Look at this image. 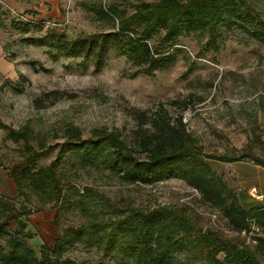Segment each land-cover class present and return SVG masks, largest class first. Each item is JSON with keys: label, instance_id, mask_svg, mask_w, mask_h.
I'll return each mask as SVG.
<instances>
[{"label": "rangeland", "instance_id": "rangeland-1", "mask_svg": "<svg viewBox=\"0 0 264 264\" xmlns=\"http://www.w3.org/2000/svg\"><path fill=\"white\" fill-rule=\"evenodd\" d=\"M157 1L0 0V198L17 207L28 206L29 243L38 255L43 244L53 245L68 230L113 215L107 210L109 205L122 209L168 206L185 208L204 229L221 231L226 238L248 246L264 264V243L258 246L255 240L264 239V225L254 223L249 233L233 231L222 213L182 179L124 184L107 169L82 165L77 157L69 156L59 169L63 199L55 204L37 193L29 202L9 176L25 149L23 140L10 137L12 130L27 128L37 150L41 144L54 147L39 160L47 166L57 158L70 128L78 129L84 138L94 129L117 130L132 144L143 113L149 121L157 111L175 123L181 117L206 155L248 153L264 160V43L251 34L221 27L211 41L207 33L186 31L176 45H167L169 59L154 74L139 70L115 48L98 67L94 57H70L53 45L59 34L69 41L117 31L119 23L104 16L102 9L117 7L129 17L138 5ZM249 1L264 16V0ZM163 36L164 31H159L150 43L160 46ZM53 91L64 97L55 101L50 96ZM206 160L243 206L245 198L256 197L251 185L259 186L264 177L251 168L254 162ZM85 187L93 189L89 195L83 194ZM64 257L76 264L119 261L103 257L86 241L75 243ZM180 261L197 264L184 255Z\"/></svg>", "mask_w": 264, "mask_h": 264}, {"label": "trees", "instance_id": "trees-1", "mask_svg": "<svg viewBox=\"0 0 264 264\" xmlns=\"http://www.w3.org/2000/svg\"><path fill=\"white\" fill-rule=\"evenodd\" d=\"M101 12L119 23L117 31L69 41L59 34L53 38V45L70 57H94L98 67L115 48L139 70L154 74L169 59L167 45H176L186 31L207 33L215 41L221 27H227L247 32L264 43V16L249 0L144 2L129 17L117 7ZM136 28L140 30L137 32ZM159 31H164V36L160 46L154 47L150 40ZM50 94L55 101L64 97L59 91ZM142 116L132 144L117 130L94 129L84 138L78 129L70 128L66 141L59 145L57 158L47 166H41L39 160L54 147L41 144V150H37L30 143L27 128L12 130L10 137L17 142L23 140L25 149L23 159L9 169V176L29 202L37 193L57 204L65 190L59 169L66 158L74 156L82 165L107 169L124 184L182 179L200 193L204 202L218 209L237 233L251 232L254 223L264 225V205L243 206L206 158L223 162L249 159L264 167L263 159L248 153L206 155L195 144L181 117L175 123L160 111L149 121L145 113ZM146 124L151 126L144 128ZM92 190L85 187L83 194L89 195ZM108 208L113 215L102 220L95 218L88 227L68 230L53 245L43 244L38 255L29 243L32 232L27 230V216L31 213L28 206L17 207L15 202L0 198V264H76L64 253L81 241L96 246L103 257L118 259L117 264H180L182 255L197 264H261L248 246L226 238L221 231L204 229L185 208ZM255 240L258 246L264 243L261 237Z\"/></svg>", "mask_w": 264, "mask_h": 264}, {"label": "crops", "instance_id": "crops-1", "mask_svg": "<svg viewBox=\"0 0 264 264\" xmlns=\"http://www.w3.org/2000/svg\"><path fill=\"white\" fill-rule=\"evenodd\" d=\"M251 168L254 170L255 173L260 174L264 177V167L257 165V164H254V165H251ZM251 187L256 189V195H255L256 197L255 198L251 197L252 199L250 198L249 200H248V197L245 198L246 200H244V201L246 204H244V206L247 205V206H245L246 208H251V207L257 206V205H263L264 204V182L262 184H260L259 186L252 184ZM240 200H241V198H240Z\"/></svg>", "mask_w": 264, "mask_h": 264}]
</instances>
